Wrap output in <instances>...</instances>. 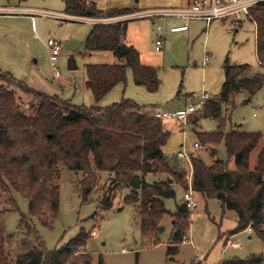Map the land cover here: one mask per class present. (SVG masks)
I'll return each instance as SVG.
<instances>
[{
	"label": "trees",
	"instance_id": "trees-1",
	"mask_svg": "<svg viewBox=\"0 0 264 264\" xmlns=\"http://www.w3.org/2000/svg\"><path fill=\"white\" fill-rule=\"evenodd\" d=\"M65 3L66 13L82 17L113 18L134 12L131 8L101 9L86 0H65ZM249 18L257 23V57L264 67V3L253 7ZM128 21L94 24L86 38L85 54L111 51L120 60L119 63L86 66V87L93 93V105H77L57 94H47L0 69V197L7 196L14 211L19 210L14 191L28 199V212L21 213L18 230L32 238L19 243L17 235L7 229L6 209L1 210L0 264L78 263L80 248L86 245L89 234L85 229L60 247L48 250L35 223L37 219L42 225L51 227L59 215V166L82 172L83 178L77 187L83 199L98 193L104 209L113 206L118 191L128 189L122 201L124 205L136 206L146 245L158 243L161 222L165 214L170 213L172 234L166 264H172L170 255L178 253L180 244L186 240L193 212L186 202L177 205L174 212H168L164 201L175 196V181L186 190L188 188L186 172L175 171L163 152L170 137L165 125L167 120L157 118L129 98L101 105L112 89L126 84L129 69L137 85L149 92L160 89L158 67L144 64L139 50L126 42ZM223 68L225 80L220 92L206 99L187 123L197 126L203 118L217 117L219 120L217 130H197L196 133L200 145H210L216 150L223 142L228 159H218L208 165L202 157L192 155L193 189L195 196L217 199L223 209L236 212L238 225L232 231L235 234L251 222L256 223L263 212L264 145L253 169L250 155L264 140V133L226 130V126L236 107V97L243 94L244 104L250 102L264 86V72L250 73L249 64L231 63L228 57ZM13 88L33 95L34 103L29 113L22 108ZM224 107L225 116L222 114ZM231 158L235 169L229 167ZM104 173L107 174V187L100 193ZM152 173L164 174L167 178L150 183L146 175ZM16 246L19 250L13 256L12 249ZM88 257L85 263L91 264L92 256ZM263 262L264 253H260L223 259L217 264ZM189 264L207 263L193 260Z\"/></svg>",
	"mask_w": 264,
	"mask_h": 264
},
{
	"label": "rangeland",
	"instance_id": "rangeland-1",
	"mask_svg": "<svg viewBox=\"0 0 264 264\" xmlns=\"http://www.w3.org/2000/svg\"><path fill=\"white\" fill-rule=\"evenodd\" d=\"M178 2L180 0H98L97 5L100 8L121 5L133 8L135 6L138 9L174 5ZM63 9L64 0H0V69L12 73L17 79L47 94H58L74 104L90 106L95 104V99L91 90L85 87L86 66L119 63L120 60L111 51L85 54L86 36L93 26L91 22L66 21L62 20L66 19L64 16L53 17L39 13H58ZM154 20L155 23L150 18L130 20L126 42L134 44L141 51L144 63L158 67L162 81L160 89L150 93L144 86L136 85L133 82L132 70L129 69L126 84H119L105 96L101 102L102 106L129 98L142 105L148 104L144 107L148 111L158 107L165 110H174L181 106L185 108L189 104L184 105L183 98L187 93H193V101H198L204 93L213 96L220 92L224 80L223 63L227 56L231 63L249 64L250 73L264 72L256 53L257 23L251 18L243 17L241 26H235L228 21L224 24L221 20L215 21L208 30L205 44V32H200L199 36L191 37L190 40L186 34L180 33L170 46L165 39L161 52L156 51V40L160 34L167 37V23L159 18ZM159 28H163V31H159ZM50 38L61 40L64 46V51L56 62L59 76H56L50 59V48L47 44ZM70 51L74 53L73 57L70 56ZM206 55L210 56V60L204 64ZM74 62L75 67L70 68ZM181 83L184 96L179 101L172 100ZM13 89L22 108L29 113L34 103L33 95L19 88ZM244 100L243 94L236 97V107L232 110L226 130L264 133V86L250 102L244 104ZM226 112L224 107L223 116ZM189 119L190 117L187 122ZM187 122L165 121L170 137L163 147V152L175 171L189 174L192 169V155L202 157L208 165L218 159H228L223 142L215 151L210 145L195 147V144L199 143L197 130H217V117L203 118L197 126ZM263 145L264 140L250 155L252 169L256 166ZM180 151L188 156L180 157ZM229 167L235 169L233 158L229 161ZM59 168V215L51 227L42 225L35 219L39 236L48 250L60 247L76 237L81 229H85L89 234L86 245L80 248L77 264H86L85 259L89 258L88 256H92L91 264H166L167 246L172 234L170 213L165 214L161 222L163 229L157 236L158 243L146 245L138 223L136 206L124 205L122 201L128 189L118 191L113 206L104 209L100 206L101 198L98 193H92L86 200L83 199L77 187L83 178L82 172L64 166ZM106 178L107 174L104 173L100 182V193L107 187ZM165 178L167 175L164 174L146 175V180L150 183ZM170 178L173 182V178ZM173 188L175 196L164 199L168 212H174L177 205L185 202L186 189L177 181L173 183ZM13 196L19 210H11L12 205L8 197L2 196L0 211L6 209L7 229L17 235L20 243L24 239H32L31 236L25 237L18 230L21 213L28 212L29 203L19 192L14 191ZM196 200L198 205L191 216L187 238L180 244L179 252L170 255L172 264H189L193 260L217 264L223 259L246 258L251 254L264 253V240L258 236L249 238L247 233L237 235V239L242 241L240 248L228 247L227 240L238 225L236 212L223 209L217 199H206L197 194ZM95 229H98L97 235L91 233ZM152 240L154 241V238ZM17 250V246L12 249L13 256Z\"/></svg>",
	"mask_w": 264,
	"mask_h": 264
},
{
	"label": "built area",
	"instance_id": "built-area-1",
	"mask_svg": "<svg viewBox=\"0 0 264 264\" xmlns=\"http://www.w3.org/2000/svg\"><path fill=\"white\" fill-rule=\"evenodd\" d=\"M264 3V0H192V3L187 8L182 9H161L154 10L150 12H144L140 15H181L187 19H203L210 23L215 19H224V18H233L234 20H242L243 17H251V9L256 5ZM39 13L46 16H61L57 12L53 11H39ZM137 14L124 15L122 17H113V18H95V17H75L78 19H83L89 21L93 24L98 23H110L121 20V18H131L135 17ZM187 29V26L174 27L173 31ZM50 48V59L52 65L55 68L56 76L60 75V71L57 67V60L63 50V43L61 40L50 38L47 42ZM163 40L158 39L156 41V51L161 52L163 50ZM210 59L209 55H206L204 58V63L208 62ZM209 96L207 93H204L200 96L198 101L190 102L185 108H180L176 110H162L157 111L155 116L162 120H184L187 122L188 118L195 112H197L203 105L204 101L208 99ZM202 145L199 143L195 144L196 148H201ZM179 156L187 157L188 154L185 152H180ZM191 163V160H190ZM192 167V164H191ZM188 178V188L184 193V199L187 204V207L192 212L196 209L198 203L195 199L194 189H193V167L189 174ZM98 229L92 230L93 235H97ZM241 233L249 234V237L258 236L264 240V208L263 212L256 223H250L243 231L232 234L227 240V246L232 248H240L242 246V241L237 239V235ZM264 264V262L262 263Z\"/></svg>",
	"mask_w": 264,
	"mask_h": 264
},
{
	"label": "crops",
	"instance_id": "crops-1",
	"mask_svg": "<svg viewBox=\"0 0 264 264\" xmlns=\"http://www.w3.org/2000/svg\"><path fill=\"white\" fill-rule=\"evenodd\" d=\"M87 2H94V3H96L97 4V1L98 0H86ZM109 3V2H108ZM107 3V4H108ZM191 3H192V0H180V2H178V3H176V4H171V5H167V6H155V7H146V8H138V9H136L135 8V6H134V8L133 7H130V6H121V5H113V6H108V8H101V9H113V8H131V9H133L134 10V12L133 13H130V14H137V16H135V17H131V18H128L129 19V21L130 20H137V19H145V18H150V19H152L153 20V22L155 23L156 21L154 20V19H161V20H163V21H165V23H167V27H166V32H167V37H165V35H162V34H160V36H158L159 37V39H162V40H164L163 41V43H165V39H166V41H168V45L170 46L171 45V42L172 41H174L175 39H177L178 38V35L180 34V33H182V34H186L187 35V38L190 40V38L191 37H197V36H199V34H200V32H205V39H204V44H205V42H206V38H207V36H208V30H209V28L212 26V24L215 22V21H217V20H221L222 22H223V24H224V22H231V23H233L235 26L236 25H238V26H241L242 24H243V20L242 21H237V20H234L233 18H224V19H215V20H212L210 23H208L206 20H203V19H197V18H193V19H187V18H185L184 16H181V15H158V14H156V15H138V14H142V13H144V12H150V11H154V10H161V9H182V8H187V7H189L190 5H191ZM65 0H64V9H63V11H58V13L61 15V16H64L66 19H62V20H66V21H80V22H82V20L83 19H78V18H75V17H82V16H76V15H72V14H68V13H66L65 12ZM54 12V11H53ZM56 12V11H55ZM122 16H124V15H119V16H116V17H122ZM34 18V17H33ZM85 18V17H84ZM122 20H126V18H121V20L120 21H122ZM129 21H128V23H127V27L129 26ZM253 21V20H252ZM255 22V21H254ZM92 25L94 26V24L92 23ZM93 26H92V28H93ZM181 26H187V29H182V30H176V31H173L172 30V28H174V27H181ZM92 28H91V30H92ZM91 30L89 31V33L91 32ZM163 31V28H159V31ZM127 32H128V29H127ZM256 53H257V25H256ZM89 33L87 34V36L89 35ZM87 36H86V38H87ZM126 37H127V35H126ZM168 38V39H167ZM195 39V38H194ZM158 40V39H157ZM156 40V41H157ZM128 43V42H127ZM128 44H132V43H128ZM132 45H134V44H132ZM135 46V45H134ZM136 47V46H135ZM137 48V47H136ZM163 48H164V45H163ZM138 49V48H137ZM139 50V49H138ZM63 51H64V46H63V50H62V52H61V54L60 55H62V53H63ZM71 52V51H70ZM139 52H140V57H141V60H142V53H141V51L139 50ZM209 54V53H208ZM73 55H74V53H70V56L71 57H73ZM210 55V54H209ZM228 57V56H227ZM226 57V58H227ZM225 58V59H226ZM229 58V57H228ZM258 58V57H257ZM72 60V59H71ZM210 60V59H209ZM143 62V61H142ZM204 62V61H203ZM144 63V62H143ZM208 62H206V63H204V64H207ZM260 63V62H259ZM72 64V67H70V68H74L75 67V62L74 63H71ZM144 64H146V63H144ZM224 64V63H223ZM147 65H149V64H147ZM153 66V65H152ZM224 69V68H223ZM85 73H86V71H85ZM132 80V79H131ZM224 80H225V74H224ZM224 80H223V82H224ZM134 82V81H133ZM223 82H222V84H223ZM135 83V82H134ZM136 84V83H135ZM137 85V84H136ZM161 85H162V81H161ZM161 85H160V87H161ZM118 86V85H117ZM116 86V87H117ZM140 86V85H139ZM85 87H86V80H85ZM115 87V88H116ZM221 87H222V85H221ZM114 88V89H115ZM182 83L179 85V89L177 90V93H176V95H175V97H174V99H172V100H178L179 101V99H181V97L182 96H184L183 95V93H182ZM221 90V89H220ZM111 91H113V89L111 90ZM110 91V92H111ZM148 91V90H147ZM109 92V93H110ZM108 93V94H109ZM151 93V92H150ZM152 93H154V92H152ZM107 94V95H108ZM192 94L193 93H187L185 96H184V98L183 99H185V103H184V105H186V104H188V103H190V102H192L193 100H194V96H192ZM58 95V94H57ZM106 95V96H107ZM217 95V94H216ZM214 96V95H213ZM209 97H212V96H209ZM132 100H134V99H132ZM103 101V100H102ZM135 101V100H134ZM136 102V101H135ZM136 103H138V102H136ZM112 104V103H111ZM139 104V103H138ZM139 105H141L142 107H143V109H144V107H146V105L148 106V104H144V105H142V104H139ZM152 105V104H151ZM150 106V105H149ZM154 106H161V105H156V104H154ZM168 106V105H167ZM148 108V107H147ZM162 108H164V107H162ZM179 108H183L182 106L181 107H177V108H174V110H176V109H179ZM170 109V108H169ZM145 111H147V112H150V113H153V114H155L157 111H162V110H165V109H160V107H158V109H149V111L147 110V109H144ZM166 110H168V109H166ZM213 151H215V149H213ZM181 152V151H180ZM179 152V153H180ZM181 157V156H180ZM188 174V173H187ZM195 199H196V196H195Z\"/></svg>",
	"mask_w": 264,
	"mask_h": 264
},
{
	"label": "water",
	"instance_id": "water-1",
	"mask_svg": "<svg viewBox=\"0 0 264 264\" xmlns=\"http://www.w3.org/2000/svg\"><path fill=\"white\" fill-rule=\"evenodd\" d=\"M70 67H72V64H71ZM169 181L172 182V179H169ZM162 229H163L162 226H160V231H161ZM249 238H250V237H249Z\"/></svg>",
	"mask_w": 264,
	"mask_h": 264
}]
</instances>
